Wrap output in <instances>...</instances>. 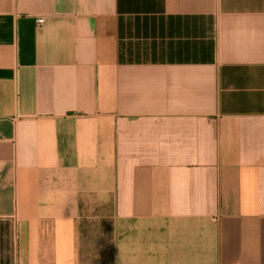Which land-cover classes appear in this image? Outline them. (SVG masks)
Instances as JSON below:
<instances>
[{
    "label": "crops",
    "instance_id": "obj_1",
    "mask_svg": "<svg viewBox=\"0 0 264 264\" xmlns=\"http://www.w3.org/2000/svg\"><path fill=\"white\" fill-rule=\"evenodd\" d=\"M0 264H264V0H0Z\"/></svg>",
    "mask_w": 264,
    "mask_h": 264
},
{
    "label": "built area",
    "instance_id": "obj_2",
    "mask_svg": "<svg viewBox=\"0 0 264 264\" xmlns=\"http://www.w3.org/2000/svg\"><path fill=\"white\" fill-rule=\"evenodd\" d=\"M36 21L38 24H41L44 21V19L42 17H39L36 19Z\"/></svg>",
    "mask_w": 264,
    "mask_h": 264
}]
</instances>
